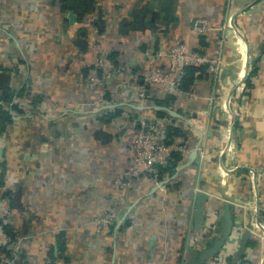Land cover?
<instances>
[{
    "label": "crops",
    "instance_id": "crops-1",
    "mask_svg": "<svg viewBox=\"0 0 264 264\" xmlns=\"http://www.w3.org/2000/svg\"><path fill=\"white\" fill-rule=\"evenodd\" d=\"M198 17L214 28L223 66L214 79L195 77V97L179 92L166 106L181 116L164 115L188 150L161 186L140 177L97 234L113 178L133 155L136 115H159L142 94L143 69L102 94L86 85L101 75L91 60L136 69L148 47L194 49ZM243 91L247 108L235 119ZM0 94L16 108L0 133V248L23 237V264H190L219 244L202 264H229L247 228L255 232L234 264H264V0H95L81 19L57 0H0Z\"/></svg>",
    "mask_w": 264,
    "mask_h": 264
},
{
    "label": "built area",
    "instance_id": "built-area-1",
    "mask_svg": "<svg viewBox=\"0 0 264 264\" xmlns=\"http://www.w3.org/2000/svg\"><path fill=\"white\" fill-rule=\"evenodd\" d=\"M190 28L197 35H205L207 41L211 43L212 50L205 46H199L197 49H188L183 44L176 43L171 46H151L145 50L144 58L137 60L136 69H132L134 62H117L109 55H101L92 61L94 69L100 71V78L90 76L86 85L89 88L98 86V91L104 94L109 89L110 83L124 75L135 77V73L143 69V79L150 87H154L160 95L165 90L172 93L180 92L187 98L195 97L193 85L186 90L180 88V80L185 74L186 66H206L209 73V79H214L223 66V60L220 53L219 40L213 41L209 39V33L214 29L209 22L201 17L196 18L191 23ZM90 62L83 61V65L87 66ZM101 82V83H99ZM129 82H125L124 86H128ZM146 89H142V94L146 93ZM243 93V94H242ZM239 95L238 101L234 105L233 115L235 119H240L245 113L248 98L243 91ZM25 109L30 107V100L25 98ZM20 99H14L13 103L19 104ZM28 100V101H27ZM8 102L0 98V107H6ZM24 105V106H25ZM225 114H231L228 111L227 104H223ZM232 116V115H231ZM135 124L137 125V133L133 140V155L128 160L126 168L114 176L113 178V195L110 198L107 209L95 218V233L100 234L105 230H109L116 220L117 212L126 205L129 195L132 193L137 180L142 177H148L151 181L161 186L162 175L159 167H167L168 161L173 153L184 155L188 150L186 141H176L173 135H170L169 127L172 120L168 116L157 115H136ZM199 122V120H198ZM231 129H228V132ZM166 175V174H164ZM204 233L209 232V227L203 224ZM239 225L234 227L235 235L240 234ZM249 233L255 231L247 228ZM235 238V236H234ZM23 237H6L5 245L8 250L7 254L1 255V261L4 264H16L21 260V249L23 246ZM191 243V242H190ZM188 245L193 249V243Z\"/></svg>",
    "mask_w": 264,
    "mask_h": 264
},
{
    "label": "trees",
    "instance_id": "trees-1",
    "mask_svg": "<svg viewBox=\"0 0 264 264\" xmlns=\"http://www.w3.org/2000/svg\"><path fill=\"white\" fill-rule=\"evenodd\" d=\"M61 8L63 10H72L76 13L78 19H81L84 15L87 13L91 12L94 8V3L95 0H57ZM201 37L199 38V44L196 46L197 49L199 46H207L208 41L205 42L203 37H206L205 35H200ZM185 74L180 80V88L183 90L189 89L192 86V82L195 77H209V73L206 70V66H186L184 68ZM154 87H147L146 91V97L147 99H150L155 102V104L158 105H165V106H172L173 101L177 100V96L179 92L173 93L169 96H167L165 99H159L155 97L154 95ZM0 98H3L4 100H8L9 98L7 96H3L0 94ZM16 108L14 106L11 107H0V133H2L6 127V124L9 123L12 119L13 116V110ZM156 113L159 116H164L165 112L163 110L156 111ZM175 119V118H174ZM172 120V125H170L169 130H170V135H173V139L176 141H181L185 140V135L178 129L177 124L175 123L176 120ZM181 159L179 153H173L168 161V166L167 167H159L160 174L163 176H166L170 174L171 171H173L174 166L177 161ZM166 174V175H164ZM6 234H8L7 227L4 228ZM13 236V234L11 233ZM11 237V236H10ZM14 237V236H13ZM6 246V245H5ZM8 250L5 247V249L0 248V257L1 255L7 254ZM22 257L21 260H19L18 263L16 264H23L22 263ZM0 264H4L1 261L0 258Z\"/></svg>",
    "mask_w": 264,
    "mask_h": 264
},
{
    "label": "water",
    "instance_id": "water-1",
    "mask_svg": "<svg viewBox=\"0 0 264 264\" xmlns=\"http://www.w3.org/2000/svg\"><path fill=\"white\" fill-rule=\"evenodd\" d=\"M144 106H138V108H142ZM153 108L156 111L159 110H163L168 116L170 117H174V118H179L181 117L176 111H174L173 109L163 106V105H153ZM196 147L191 151L190 156H194L196 154ZM178 169V168H177ZM202 196V194H200V197ZM200 228L202 229L203 227V223H199ZM222 238L221 240H224V236L222 237H218L217 239ZM215 239V240H217ZM248 239H249V231H247L244 235H243V239H242V243L240 244V247L238 249V251L236 252V254L232 257L231 261L229 264H234L235 261L244 253V250L247 246L248 243ZM220 248V244L216 245L214 247H212L211 249L205 250L204 253H202L200 255V257L198 259H196L195 261L191 262L190 264H202L207 258H209L211 255H213L214 253H216L218 251V249Z\"/></svg>",
    "mask_w": 264,
    "mask_h": 264
}]
</instances>
